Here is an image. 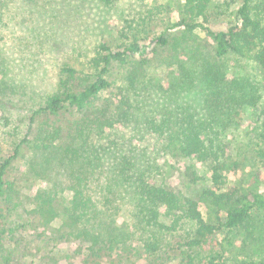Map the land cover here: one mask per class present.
I'll use <instances>...</instances> for the list:
<instances>
[{"label":"trees","instance_id":"trees-1","mask_svg":"<svg viewBox=\"0 0 264 264\" xmlns=\"http://www.w3.org/2000/svg\"><path fill=\"white\" fill-rule=\"evenodd\" d=\"M100 1L108 4L117 0ZM210 2L167 0L165 4L174 14L168 28L185 35L200 27L211 40L210 54L201 38L188 46L185 36L170 40L165 30L149 43L134 35L128 43L97 44L91 59L93 77L78 88L67 84L75 70L65 66L69 78L62 81L64 92L50 96L41 111L56 117L71 109L77 115L72 126L67 130L58 125L39 128L24 139L44 158L60 157L62 165H74L66 178L71 198L60 201L56 187L50 186L47 192H37L30 209L34 218L38 216L41 235L58 240L73 238L65 258L81 256L84 250L97 254V249L105 252L111 264L129 260L151 264L166 240L160 234L159 238L153 236L152 242L142 240L143 245L138 247L135 235L143 238L149 226L170 233L180 221H186L195 227L177 264H228L218 252L202 256L203 244L216 232L237 228L252 212L264 209L259 170L244 174L241 162L228 150L229 137L221 133L232 108H242L249 120L248 132L260 143L255 157L264 164V0H241L232 12L234 21L222 29L208 24ZM165 45L179 59L180 69H193L201 80L207 106L204 116L197 117L186 107L161 116L152 110L140 113L150 108L142 93L150 91L151 85L138 84V73L147 70L155 48ZM231 53L257 72L232 74V64L221 60ZM127 59L132 60L133 67L126 69L121 82L109 81L111 63L124 64ZM152 133L163 138L160 148L144 141ZM24 142L11 144L6 157L0 160V233L8 231L5 217L15 207L14 199L21 203L20 193L30 183L27 176L15 178L9 171L12 162L21 156ZM158 150L168 156L164 163L155 156ZM196 164L205 166L204 174L199 173ZM164 165L167 176L163 175ZM55 178L56 185L64 183ZM127 201H133L136 221L112 226L113 211ZM162 215L171 217L170 224L159 222ZM56 219L60 220L57 226ZM6 252L11 254L10 250ZM9 261L7 256L5 262ZM253 264H264V251Z\"/></svg>","mask_w":264,"mask_h":264},{"label":"rangeland","instance_id":"rangeland-1","mask_svg":"<svg viewBox=\"0 0 264 264\" xmlns=\"http://www.w3.org/2000/svg\"><path fill=\"white\" fill-rule=\"evenodd\" d=\"M166 1L117 0L106 4L100 0H0V160L6 157L11 144L24 142L30 138L31 132H37L39 128L58 125L61 130H67L72 126L77 115L71 109H65L56 117L46 115L41 109L50 96L64 92L62 81L69 78L65 66L75 70L67 83L72 88L92 79L94 67L91 59L96 55L97 44L128 43L134 35L138 40L149 43L165 30L170 40L182 36L183 33L177 29L168 28L174 14L166 9ZM240 1L211 0L207 11L211 28L222 29L233 22L232 12ZM183 36L188 46L201 38L209 50L208 54L212 53L211 40L200 27ZM182 58L186 60L187 54ZM221 60L230 66L232 64L235 72L232 74L236 76L244 71L257 72L234 53ZM132 67L130 59L124 64L113 61L107 77L111 82H121L126 69ZM195 74L193 69H180L179 59L168 45L157 46L147 70L138 73V84L148 82L151 85L150 91L142 93L150 108H144L140 113H151L152 110L161 116L186 107L197 117L204 116L207 111L205 92ZM35 111L38 113L33 116ZM246 118L242 108H232L221 133L229 137L228 150L241 162L244 174L259 170L258 186L264 190V164L255 157L260 143L248 132L249 120ZM144 141L160 148L163 138L152 133ZM23 145L21 156L12 162L9 171L15 178L27 176L30 183L20 193L21 203L14 199L15 207L5 217L8 231L0 233V264H111L105 252L97 249L94 252L97 254L84 250L81 256L72 254L71 258H65L73 238L58 240L39 233L38 216L34 218L30 212L37 192H47L50 186L56 187L57 197L66 202L71 198L66 178L69 168L74 165L70 162L69 166L62 165L60 157L49 160L36 153L33 145L27 142ZM155 156L160 163L168 158L161 150L155 151ZM195 167L204 174L205 166L196 164ZM163 168L168 170L165 165ZM33 173H36L35 177ZM166 174L167 171L163 175ZM55 176L64 183L57 181L59 185H56ZM132 202L118 205L113 211L115 221L112 226L118 222L133 224L136 221ZM59 221L56 219L54 225L57 226ZM159 222L170 224L171 217L162 215ZM155 227H147L143 238L136 234L134 243L139 247L143 245L142 240L152 242L155 240L153 236L159 238L161 234L167 243L155 252L157 258L151 264H177L183 256L182 250L187 249L184 244L192 235L193 222L180 221L175 231L170 233ZM152 232L155 235L150 236ZM202 249L205 252L202 256L210 251L218 252L228 264H253L264 251V209L252 212L237 228L216 232ZM7 256L9 263L5 262ZM120 264L135 263L129 260Z\"/></svg>","mask_w":264,"mask_h":264}]
</instances>
